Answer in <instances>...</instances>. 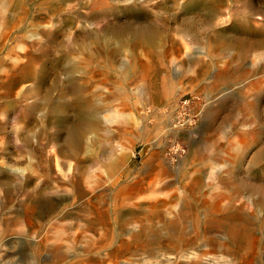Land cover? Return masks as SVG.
Listing matches in <instances>:
<instances>
[{
  "label": "rangeland",
  "instance_id": "374dc122",
  "mask_svg": "<svg viewBox=\"0 0 264 264\" xmlns=\"http://www.w3.org/2000/svg\"><path fill=\"white\" fill-rule=\"evenodd\" d=\"M2 1L0 264H264V0Z\"/></svg>",
  "mask_w": 264,
  "mask_h": 264
},
{
  "label": "bare ground",
  "instance_id": "6f19581e",
  "mask_svg": "<svg viewBox=\"0 0 264 264\" xmlns=\"http://www.w3.org/2000/svg\"><path fill=\"white\" fill-rule=\"evenodd\" d=\"M4 7H6V3H5V1H2L1 3H0V9H2V8H4ZM4 30H7V29H4ZM149 31H150V29L148 28V27H146V28H144V27H142L141 29H139V31L137 32L138 33V35H139V37L140 38H143V39H147V37L149 36ZM119 33V35L118 36H120L121 37V39L123 38L122 37V31H119L118 32ZM4 48V47H3ZM13 59V58H12ZM220 100V99H219ZM18 103V102H17ZM220 106V105H219ZM82 110V112H81V115L76 119V121H74V122H72L70 119H67L66 121V128H67V132H68V140H70V141H77L78 140V138H79V136H80V133H81V131H83L84 129H85V127H86V125H88L89 124V121H88V119L90 118V114H89V112H90V107H88V106H82V107H80V109H79V111H81ZM205 110H206V108H205ZM204 110V111H205ZM206 115H208V114H206ZM261 154H264V149H261L260 151H258L257 153H256V155H255V158H257L258 156H260ZM243 184L242 185H244V186H247L248 187V185L245 183V182H242ZM248 188H254V189H258V190H264V188H262V186L261 185H258V184H256V185H251V186H249ZM244 189V188H243ZM120 206V205H119ZM49 251H51V252H54V254H56V252H57V250H58V248L57 247H53V246H49L48 248H47ZM211 257H213V256H211ZM214 258V257H213ZM220 260V259H219ZM225 261V260H224ZM215 262H217V259H209V260H207L206 262H204L203 264H216ZM219 262V261H218Z\"/></svg>",
  "mask_w": 264,
  "mask_h": 264
},
{
  "label": "built area",
  "instance_id": "2783aa9c",
  "mask_svg": "<svg viewBox=\"0 0 264 264\" xmlns=\"http://www.w3.org/2000/svg\"><path fill=\"white\" fill-rule=\"evenodd\" d=\"M205 104V99L200 98L198 94L181 95L174 104L176 120L182 121L186 125L194 123L199 118Z\"/></svg>",
  "mask_w": 264,
  "mask_h": 264
}]
</instances>
